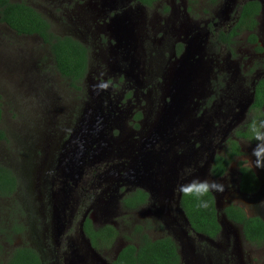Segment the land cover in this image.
<instances>
[{
	"label": "flooded vegetation",
	"instance_id": "af4514ba",
	"mask_svg": "<svg viewBox=\"0 0 264 264\" xmlns=\"http://www.w3.org/2000/svg\"><path fill=\"white\" fill-rule=\"evenodd\" d=\"M202 1L204 7L197 6L196 0H149V4L139 0H10L30 7L46 21L51 43L54 37L70 38L84 48L86 66L72 87L70 79L57 71L49 42L36 34L18 35L0 22V28L25 43L19 45L17 54L27 64L25 73L35 72L46 80L54 74L79 96L73 119L70 116L66 124L58 125L44 121L51 133L38 138L21 130L24 135L16 134L20 137L3 131L0 103V131L4 134L0 137V168L14 178L10 195L0 196L1 264L20 247L33 249L40 264H114L123 248L138 242L136 227L143 233L164 229L184 264H198L196 259L203 264H221L223 254L229 256L228 264H242L232 247V230L226 227L216 239L196 234L181 208L160 205L158 199L129 185L124 177L131 164L139 166L128 156L126 136L137 141L134 158L160 149L159 145L141 147L138 137L146 119L153 120L163 107L172 104L173 83L182 72L190 76L184 105L191 110L196 129L211 125L214 158L209 171L229 139L237 142L241 154L227 171L238 174L240 164L255 175L264 171L249 166L255 159L252 151L260 142L237 136L250 133L253 122L259 126L264 121V0ZM254 2L259 5L257 14L248 6ZM258 101L262 104L257 105ZM36 105L33 117L41 116L45 108ZM50 107L49 118L68 109L63 104ZM81 110L98 113L89 135L81 134L86 124L78 122ZM42 117L41 121L46 119ZM201 143L194 131L175 151L196 150L202 162L209 150L208 141ZM63 171L73 172L66 175ZM236 182L232 175L221 179L219 214L225 201L237 197ZM137 189L148 197L131 209L124 200ZM243 204L239 206L249 217L258 208L264 211V183L259 199L249 198ZM117 210L136 212L138 220L132 225L135 241L120 237L118 225L113 224ZM15 220L23 230H13L18 229ZM106 227L117 232L113 239L101 232ZM251 254L264 256V246L251 253L243 250V264H255Z\"/></svg>",
	"mask_w": 264,
	"mask_h": 264
},
{
	"label": "trees",
	"instance_id": "16d2710c",
	"mask_svg": "<svg viewBox=\"0 0 264 264\" xmlns=\"http://www.w3.org/2000/svg\"><path fill=\"white\" fill-rule=\"evenodd\" d=\"M139 1L149 4V0ZM248 6L253 13H258L259 5L256 2L250 3ZM0 22L5 23L18 35L36 34L49 42L57 71L63 77L70 79L72 87H76L75 83L82 78L85 72L86 55L84 48L70 38L54 37V43L48 41L46 36L48 24L38 13L24 4L12 3L10 0H0ZM261 104L262 102L258 101L257 105ZM250 130V133H238L237 136L255 141L253 131ZM0 137H4L2 131H0ZM240 154L237 142L229 139L223 153L217 155L214 159L210 171L212 179L218 181L227 175L229 164ZM237 182L240 193L248 197L256 194L260 187V182L254 172L247 167H242L241 164L237 174ZM13 189V176L10 172L0 168V196H9ZM147 197L148 195L145 192L137 189L126 197L124 204L131 209H135L139 204L145 202ZM201 199L206 202L204 206H198L200 201H198L194 190L191 194L182 193L180 208L194 233L216 239L220 226L217 220L218 213L215 209L214 197L210 193ZM223 214L228 221L241 228L244 243L248 247L260 249L264 246V222L258 216L249 217L242 207L234 204L227 205L223 209ZM15 225H17V220H15ZM13 230L21 231L23 227L19 225L18 229L13 228ZM101 232H104L107 239H113L117 235V232L111 227H106ZM0 233H3V230ZM135 233L139 235L136 245L130 244L123 248L114 264H184L181 262L178 247L171 237L164 236L153 240L146 233H143L140 227L135 228ZM92 238L94 240V237ZM0 251H2L1 244ZM229 261L230 258L227 254L221 256V264H228ZM4 264H40V259L33 249L20 247L8 254Z\"/></svg>",
	"mask_w": 264,
	"mask_h": 264
},
{
	"label": "water",
	"instance_id": "95a60500",
	"mask_svg": "<svg viewBox=\"0 0 264 264\" xmlns=\"http://www.w3.org/2000/svg\"><path fill=\"white\" fill-rule=\"evenodd\" d=\"M183 75H179L174 83V93L172 104L163 107L153 120H145L142 128V132L139 134V145L144 148L146 146L159 145L160 149L154 152L141 153L138 157L134 158L132 155L134 152L136 140L132 139L131 135H127L126 143L128 156L130 159H136L137 165H130L128 171H125L124 177L126 182L136 188H140L145 191L150 198H156L159 200L160 205L164 207L175 206L176 210H180V199L182 192L179 190V185L188 184L191 180L199 178L200 180H213L210 175V166L214 158V153L211 151L209 138L211 136V125L208 123L200 126V129H196V122L191 117V110L188 109L184 103L187 98V90L189 88L190 76H187L184 72ZM95 113L93 110H89L83 121L86 123L81 128V134L85 133L89 129H93L92 122L95 120ZM98 113H96L97 115ZM93 117V119H92ZM197 132L198 140L203 142L208 141L209 154L202 162L198 160L197 152L187 151L184 154H177L175 147L186 141L188 134ZM93 130L91 131V133ZM80 134V135H81ZM84 136V135H83ZM203 144V143H201ZM200 161V163H198ZM192 164V165H191ZM191 165V166H190ZM189 171H184L185 169ZM73 171H63L64 174H71ZM258 180H260V187L255 195L249 197L250 200L256 201L259 199L261 186L264 183V171L259 175L256 174ZM224 178V177H223ZM221 182V179L217 181ZM236 196L239 198L240 203L243 206L244 200H249L246 196L242 195L238 188V182H236ZM214 197V205L217 213L220 210L219 192H212ZM219 201V202H218ZM231 203H224L223 208ZM263 209V208H262ZM258 208L252 216H258L264 222V211ZM186 217V216H185ZM218 224L220 226V234L223 235L225 228L232 230L234 234V240L232 247L240 255L241 263L244 245V239L241 228L232 224L226 216L218 213ZM188 224V221L186 220ZM198 264H203L196 259Z\"/></svg>",
	"mask_w": 264,
	"mask_h": 264
},
{
	"label": "rangeland",
	"instance_id": "374dc122",
	"mask_svg": "<svg viewBox=\"0 0 264 264\" xmlns=\"http://www.w3.org/2000/svg\"><path fill=\"white\" fill-rule=\"evenodd\" d=\"M196 1L197 6L200 5L204 7V2L202 0ZM241 39L242 37H240V41ZM20 40L21 39L15 37L13 34L0 28V103L3 111L1 128L3 131L7 130L11 136L20 137L16 134L19 132L22 134V131L25 132L27 136L33 134L38 138V136L41 134L43 135L44 132L51 133V129L47 125H44V121L53 120L57 125L58 123L66 124L69 117L73 116V111L76 113L79 108L77 105L79 96L67 85L66 80H59L54 74L49 75L48 80H46V78H40L35 72L33 74H28V72L25 73L26 69L24 68L27 64H23L17 55L19 54L18 51H21L19 45L25 44L24 41ZM45 80L48 81V83L43 85V81ZM37 103L44 104L45 108L41 109V116L37 115L33 117L31 116V111L37 106ZM57 104L67 105V111L55 112L51 118H49L47 113H49L48 110L51 109L50 105L55 106ZM74 104H76V106ZM81 111L82 113L78 122L83 121L87 113L86 110ZM96 113L97 112L93 113L95 117ZM42 115L46 118L43 121H41L43 118ZM31 120H36V122L30 123ZM92 130L93 129L87 130L85 135H89ZM232 168L235 170V164H233ZM256 172L259 174L258 171ZM230 174L232 175V180L237 179L236 171H228V178L231 176ZM225 203L242 205L238 197H232L225 201ZM116 213V218H113L115 220L113 224L118 225L120 237H129V240L135 241L136 235L132 233V225L136 224L138 220L136 218V212L125 214L124 210H117ZM250 213L253 214L255 212ZM146 234L152 239L161 238L166 235L164 229L157 228ZM243 250L251 253L253 248L244 245ZM258 255L259 256H253V254H251L249 257H254L253 263L255 264H264V256L261 254Z\"/></svg>",
	"mask_w": 264,
	"mask_h": 264
},
{
	"label": "clouds",
	"instance_id": "9594fccd",
	"mask_svg": "<svg viewBox=\"0 0 264 264\" xmlns=\"http://www.w3.org/2000/svg\"><path fill=\"white\" fill-rule=\"evenodd\" d=\"M251 129L253 131L254 138L260 143H258L252 151V156L255 157V159L249 161V166L257 169H264V131L261 130L264 129V121H261L259 126H257L256 122H253ZM179 190L184 194H191L194 190L198 201H200L198 206H204L206 202H204L201 198L212 192L222 191L223 185L219 184L215 180H200L199 178H196L191 180L186 185H179Z\"/></svg>",
	"mask_w": 264,
	"mask_h": 264
}]
</instances>
